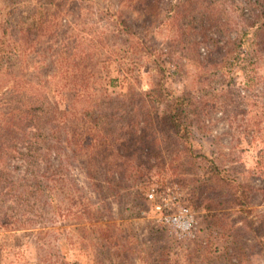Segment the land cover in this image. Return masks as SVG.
<instances>
[{
	"label": "rangeland",
	"instance_id": "374dc122",
	"mask_svg": "<svg viewBox=\"0 0 264 264\" xmlns=\"http://www.w3.org/2000/svg\"><path fill=\"white\" fill-rule=\"evenodd\" d=\"M179 2L154 15L140 0H0V264H264V55L251 45L203 72L205 46L185 31L192 15L210 34L221 23L222 43L264 0ZM39 18L44 32L27 35ZM156 86L208 101L189 145L145 100ZM135 131L146 150L118 144ZM213 164L247 183L246 205L211 182ZM151 187L176 189L191 235L158 220Z\"/></svg>",
	"mask_w": 264,
	"mask_h": 264
},
{
	"label": "trees",
	"instance_id": "16d2710c",
	"mask_svg": "<svg viewBox=\"0 0 264 264\" xmlns=\"http://www.w3.org/2000/svg\"><path fill=\"white\" fill-rule=\"evenodd\" d=\"M140 1L146 5V11L148 13H153L155 15L154 12L159 10L157 0ZM215 1L216 0H204L206 11L212 10ZM246 1L250 6L251 0ZM179 4H184L185 8H189L187 13H192L194 12L191 10L192 5L200 4V0H180ZM247 15L248 16L244 19V25H236L235 28H233V30L236 31L235 37L230 38V36H228V39L222 43H219V39L215 37V34H217L218 37H223L225 34L221 23L220 27H217L215 32L210 34L211 31L205 26L203 20L196 19L193 15L191 16L189 20V28H186L185 31L189 35L194 36L189 39V41L191 44L194 43L192 47L195 50H198L203 45L205 46L206 53L203 58L200 59V64L205 63V65H203L205 66L203 72H207L205 70L208 65L209 67H213L216 71H219L239 64L240 57L247 54L251 45L256 46V53L264 55V6L263 8L253 7ZM44 23V18H39L28 27H25L24 31L27 35H39L44 32ZM182 31L183 29H180V32ZM201 77H203V74H200L201 85H204L203 82H208L207 79L203 81V78ZM228 83H226V85ZM223 92H230V89H224ZM145 94L148 96L145 100L151 99L157 105L164 107L162 113L157 115L158 123L161 126H166L168 130L173 131V133H175L181 140H184L187 144L191 132V125L193 124V118L198 114L199 109L200 113L207 109L208 101L205 100V98L201 99L202 95H200L199 102L197 97L191 94H182L174 98H168V96H165L162 93L160 86L154 87L153 90ZM1 128L7 129L8 126L0 124V129ZM126 136V132L121 134V137H119L118 140L119 145L126 147L129 151L132 148L146 150L144 145L146 139L143 138L141 133L135 131L130 137ZM90 141L91 144L96 147L93 151H100L101 154L110 151L108 149L109 147L105 145L104 138L98 131ZM187 149L191 150L190 147H187ZM210 173V180L212 183L217 179V182H221L223 186L229 188L228 195L231 206H244V202L246 205L249 200L247 189H245L247 183H242L237 180L231 181L227 176L222 174L220 169L214 164L210 168Z\"/></svg>",
	"mask_w": 264,
	"mask_h": 264
},
{
	"label": "built area",
	"instance_id": "2783aa9c",
	"mask_svg": "<svg viewBox=\"0 0 264 264\" xmlns=\"http://www.w3.org/2000/svg\"><path fill=\"white\" fill-rule=\"evenodd\" d=\"M146 197L151 202L158 220L171 232L178 235L193 233L197 222L195 214L181 201L176 189L158 190L157 187H151L147 191Z\"/></svg>",
	"mask_w": 264,
	"mask_h": 264
}]
</instances>
